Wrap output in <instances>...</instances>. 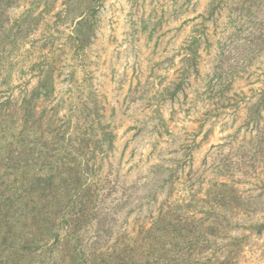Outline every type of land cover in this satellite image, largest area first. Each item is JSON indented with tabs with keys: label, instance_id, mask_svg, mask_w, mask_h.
I'll use <instances>...</instances> for the list:
<instances>
[{
	"label": "rangeland",
	"instance_id": "obj_1",
	"mask_svg": "<svg viewBox=\"0 0 264 264\" xmlns=\"http://www.w3.org/2000/svg\"><path fill=\"white\" fill-rule=\"evenodd\" d=\"M0 264H264V0H0Z\"/></svg>",
	"mask_w": 264,
	"mask_h": 264
}]
</instances>
